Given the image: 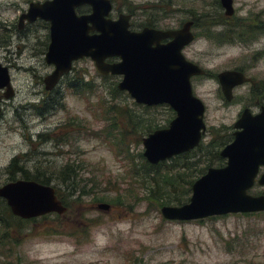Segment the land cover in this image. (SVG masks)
<instances>
[{"label": "rangeland", "instance_id": "obj_1", "mask_svg": "<svg viewBox=\"0 0 264 264\" xmlns=\"http://www.w3.org/2000/svg\"><path fill=\"white\" fill-rule=\"evenodd\" d=\"M45 1L51 0H0V66L8 69L14 91L8 100L0 91V187L11 182L9 166L19 159V168L29 176L54 174L61 179L59 171L69 165L76 170V184L90 194L71 195L55 181L50 186L66 213L21 223L3 215L0 206V264H264V213L177 223L165 221L161 208L147 202L144 171H134L144 163L139 158L142 139L166 129L175 118L168 107L137 105L117 91L120 77L99 76L88 59L74 63L54 91H45L43 81L54 70L45 64L49 25L37 21L18 29L29 4ZM111 1V18L131 15L133 31L150 24L163 31L178 30L193 22L195 41L183 55L207 76L191 82L194 96L205 106L206 127L201 151L192 152L198 153L191 158L200 162L197 170H205L208 159L225 147L217 146L230 142L240 114L248 109L255 115L264 107V96H258L264 94V33L249 34L264 25V0H233L231 20L219 0ZM88 10L81 7L77 13L88 15ZM243 20L256 27L233 30V40L222 41L220 35ZM225 71L244 73L256 88H237L227 103L216 79ZM75 80L93 91L70 90L68 84ZM45 105L48 110L43 113ZM217 165L212 164L213 169ZM208 169L197 174L178 169L171 175L200 179ZM13 177L22 180L18 170ZM249 195L264 196V188L255 186ZM191 196L190 190L184 205ZM100 204L111 211H98Z\"/></svg>", "mask_w": 264, "mask_h": 264}, {"label": "water", "instance_id": "obj_2", "mask_svg": "<svg viewBox=\"0 0 264 264\" xmlns=\"http://www.w3.org/2000/svg\"><path fill=\"white\" fill-rule=\"evenodd\" d=\"M224 15L234 16L233 0H219ZM87 6L90 14L78 16L76 10ZM110 0H51L29 4L18 19L19 30L25 23L40 20L49 25L50 44L45 64L54 68L44 79L47 92L53 91L68 76L73 64L90 60L101 77H120L117 91L126 93L144 107L167 106L175 118L163 130L142 139L143 158L156 166L197 149L205 135V106L194 96L191 79L205 72L187 61L183 50L195 36L193 22L178 30L144 28L130 31L129 16L110 19ZM163 42H165L163 44ZM116 60L114 63H108ZM226 102L233 100V90L251 83L243 73L225 71L217 75ZM0 90L4 98L14 95L8 69L0 66ZM233 142L220 157L226 160L221 169H209L192 186L189 203L181 207L164 206L160 214L168 222H197L228 215L264 213V196L253 197L255 187L264 188V109L252 115L245 109L234 124ZM260 170L262 173L260 175ZM11 215L23 221L51 214L62 216L67 209L57 199L52 186L18 180L0 187ZM97 210L109 213L111 207L100 204Z\"/></svg>", "mask_w": 264, "mask_h": 264}, {"label": "trees", "instance_id": "obj_3", "mask_svg": "<svg viewBox=\"0 0 264 264\" xmlns=\"http://www.w3.org/2000/svg\"><path fill=\"white\" fill-rule=\"evenodd\" d=\"M217 5L219 6L218 2H217ZM229 20H231V19H229ZM150 25H148L147 27L156 29L155 25H153V24H150ZM255 27L256 26H253L251 24V22H249V21H245V20L238 21V24H236L234 26H229V29H231V32L226 30L222 35H220V38L222 39V41H224V40L227 41L228 39H232V36H234L235 33H232L233 30H237V29H239V30H243V29L246 30L247 29L248 30V28L254 29ZM259 28L260 29L257 28L256 30H249L250 31L249 34H254V33H257L259 31L264 33V25L259 26ZM239 39H241V38H239ZM226 41H224V42H226ZM68 88L77 94H83V92H85V91H89V92L93 91L92 87L88 86L87 84L82 83L79 80L69 82ZM259 95L264 96V94L258 93V96ZM47 108H48V106L45 105L44 107H42L43 110L41 112L45 113V111L48 110ZM119 145L121 146L122 144L120 143ZM224 146H226V145L220 143L219 146H217V148H221ZM197 150H198V152H200L201 146ZM197 153L195 152V153L185 154V155L176 157V158H174L168 162L158 164L156 166L149 165L143 159L142 156L139 157L140 160H143L144 163H141V167H140L139 171H134V173L137 175H140L139 174L140 170L144 171L145 175H142V176H145L146 181L143 183V185H145V187L147 188L146 199H147V202L149 203L150 206L162 208L164 206H170V205H175V207H181L184 205V201H185L184 199L188 196L189 191L191 190L193 184L198 180V178L195 179V175L186 176L185 173L181 174V175L178 174L176 176H172L171 174H172V172H174V170L180 169L182 171H188L189 173H193V171H195L194 173L197 174V172L198 173L206 172L207 168H214L212 166V164H218L216 166V168H222L223 167L222 160L220 159V156H219V153H220V151H219V152L214 153V156H212V157H211V155H209L211 157V159H208V162L210 163V165L205 170L204 169L201 171H200V169L197 170V168H196V167H198L197 163H200V162L192 161L193 158H191L192 155H197ZM205 156L206 155L201 156L200 159L204 158ZM18 161H19V159L12 161V163L9 166L10 171L12 172L11 182H14L13 173H15V170H18V174L22 175V180H24V181H33L35 183H38V184L44 185V186H50L52 183H56L55 181H57L59 183V185L64 186L66 188V190L71 193V195L75 192H79L80 196H85V194L86 195L90 194V193L87 194L85 192L84 187L80 189L79 186L76 184V179H77L76 170L72 169V167L69 165L59 171V176H62L60 179L58 177L57 178L54 177V174H52L51 176H48V177H46L44 174H39V173H37L33 176H29L22 168H19L21 166H19ZM168 163H170V164H168ZM177 163H187V164H181L180 165ZM133 169H136V168L133 167ZM150 177H151V179H149ZM78 190H80V191H78ZM56 196L58 198L57 191H56ZM58 200L60 201L59 198H58ZM135 200H139V199L136 198ZM0 201H1L0 206L3 208L1 213L3 215H6V216H11L9 209L5 205V202L2 200H0ZM130 208L133 209L134 207L133 208L130 207ZM19 221L20 220H18V222ZM0 222H3V224H4L3 219H1ZM19 223H21V222H19ZM199 223H202V222H199Z\"/></svg>", "mask_w": 264, "mask_h": 264}, {"label": "flooded vegetation", "instance_id": "obj_4", "mask_svg": "<svg viewBox=\"0 0 264 264\" xmlns=\"http://www.w3.org/2000/svg\"><path fill=\"white\" fill-rule=\"evenodd\" d=\"M110 2L112 3L111 0H110ZM112 7H113V8H112L111 16L113 15V12H114V6H113V3H112ZM87 8H88V7H87ZM88 9H89V8H88ZM87 12H88V14H90V9H89ZM77 14H78V13H77ZM120 15H124V14H121V13L118 14V15H117V19H118V17H119ZM111 16H110V19H112ZM125 16H129V17L131 18V20H130V29L133 31V28H132V25H131L132 16H131V15H125ZM117 19H116V20H117ZM112 20H113V19H112ZM116 20H113V21H116ZM33 24H34V23H33ZM26 25H32V24H24L23 28H24ZM23 28H22V29H23ZM144 28H148V27L146 26V27H144ZM144 28H142V29L139 30V31H133V32H135V33H139V32H141ZM18 29H19V24H18ZM22 29H21V30H22ZM148 29H154V28H148ZM155 30H156V29H155ZM164 43H165V42H163V44H164ZM114 62H116V60H111V61H109V63H114ZM53 69H54V68H53ZM206 76H207V75H206V73H205V75L202 76V77H206ZM199 78H201V77H199ZM251 81H252V80H251ZM218 84H219V83H218ZM43 85H44V82H43ZM245 85H251L253 89L256 88V84L254 83V81H252L251 83L245 84ZM245 85H243V86H245ZM219 86H220V85H219ZM57 87H58V86H57ZM57 87H56V88H57ZM240 87H242V86H240ZM240 87H238V88H240ZM44 88H45V86H44ZM56 88H55V89H56ZM55 89H54V90H55ZM220 89H221V88H220ZM236 89H237V88H235V89L233 90V93H234V91H235ZM54 90H53V91H54ZM45 91H46V90H45ZM46 92H47V91H46ZM51 92H52V91H51ZM221 93H222V92H221ZM222 96H223V95H222ZM223 98H224V97H223ZM233 99H234V96H233ZM232 101H233V100H232ZM227 103H228V102H227ZM230 103H231V102H230ZM158 107H159V106H158ZM166 107H167V106H166ZM151 108H152V107H151ZM262 108L264 109V107H262ZM262 108H261V109H262ZM261 109H260V112H261ZM260 112H259V113H260ZM259 113H258V114H259ZM240 115H241V114H240ZM253 115H254V114H253ZM255 115H257V114H255ZM239 118H240V116H239ZM237 121H238V120H237ZM234 132H235V131H234ZM233 134H234V133H233ZM233 134H232V138H231L230 142H229L228 144H226V146H228L229 144H231V143L233 142V140H234V138H233ZM226 146H225V147H226ZM225 147H224V148H225ZM224 148H223V149H224ZM223 149H222V150H223ZM222 150H221V151H222ZM219 156H220V153H219ZM220 159L222 160V163H223V167H222V168H224L225 165H226V160L222 159L221 157H220ZM218 169H221V168H218ZM261 172H262V171H261Z\"/></svg>", "mask_w": 264, "mask_h": 264}]
</instances>
